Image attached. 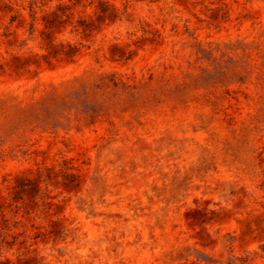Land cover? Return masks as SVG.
<instances>
[{
	"label": "rangeland",
	"instance_id": "374dc122",
	"mask_svg": "<svg viewBox=\"0 0 264 264\" xmlns=\"http://www.w3.org/2000/svg\"><path fill=\"white\" fill-rule=\"evenodd\" d=\"M31 2L0 0V264H264V0Z\"/></svg>",
	"mask_w": 264,
	"mask_h": 264
},
{
	"label": "trees",
	"instance_id": "16d2710c",
	"mask_svg": "<svg viewBox=\"0 0 264 264\" xmlns=\"http://www.w3.org/2000/svg\"><path fill=\"white\" fill-rule=\"evenodd\" d=\"M34 2H31V8H32V10H34V8H35V3H36V1L37 0H33ZM63 2H62V0H61V2H60V4H62ZM34 16V15H33ZM61 17H63V15H61Z\"/></svg>",
	"mask_w": 264,
	"mask_h": 264
}]
</instances>
